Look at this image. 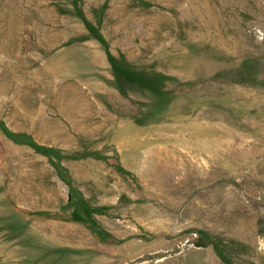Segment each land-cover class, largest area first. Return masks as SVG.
Segmentation results:
<instances>
[{
	"label": "rangeland",
	"instance_id": "obj_1",
	"mask_svg": "<svg viewBox=\"0 0 264 264\" xmlns=\"http://www.w3.org/2000/svg\"><path fill=\"white\" fill-rule=\"evenodd\" d=\"M0 264H264V0H0Z\"/></svg>",
	"mask_w": 264,
	"mask_h": 264
}]
</instances>
